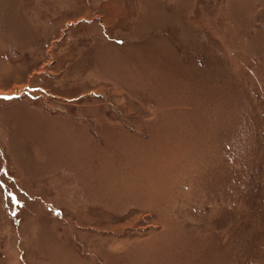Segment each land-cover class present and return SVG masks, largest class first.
<instances>
[{
    "label": "rangeland",
    "instance_id": "rangeland-1",
    "mask_svg": "<svg viewBox=\"0 0 264 264\" xmlns=\"http://www.w3.org/2000/svg\"><path fill=\"white\" fill-rule=\"evenodd\" d=\"M0 264H264V0H0Z\"/></svg>",
    "mask_w": 264,
    "mask_h": 264
}]
</instances>
